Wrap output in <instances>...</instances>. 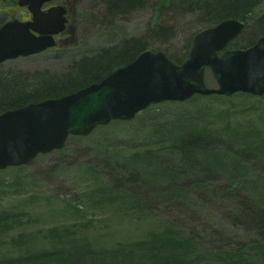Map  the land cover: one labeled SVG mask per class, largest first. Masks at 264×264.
I'll use <instances>...</instances> for the list:
<instances>
[{
    "label": "rangeland",
    "instance_id": "obj_1",
    "mask_svg": "<svg viewBox=\"0 0 264 264\" xmlns=\"http://www.w3.org/2000/svg\"><path fill=\"white\" fill-rule=\"evenodd\" d=\"M112 1L125 7L119 6L123 0ZM14 2L0 0V23ZM77 2L76 39L1 63L0 86L27 85L24 75L43 71L62 75L84 56L130 38L183 53L197 32L211 26L200 12L186 9L196 0H134L114 11L107 0ZM161 25L174 26L173 35L154 42L150 34ZM246 25L232 43L254 39L256 28ZM207 82L216 86L211 71ZM105 128L27 165L0 170V264L37 262L35 253L52 248L66 255L62 264H132V243L168 228L204 251L191 242L163 246L152 253V264L169 261L171 253L169 264H192L183 260L189 251L194 263L264 264V96L163 103ZM161 128L169 132L163 138L156 134ZM197 137L203 140L193 144L197 148L189 154L181 149L184 139ZM148 148L153 151L146 153ZM238 161L245 167L238 172L240 186L230 196L219 194ZM227 242L243 248L213 260L203 255Z\"/></svg>",
    "mask_w": 264,
    "mask_h": 264
},
{
    "label": "water",
    "instance_id": "obj_2",
    "mask_svg": "<svg viewBox=\"0 0 264 264\" xmlns=\"http://www.w3.org/2000/svg\"><path fill=\"white\" fill-rule=\"evenodd\" d=\"M45 1L49 0H19L21 5H31L34 21L11 20L0 27V63L55 46L54 35L65 28L64 10L41 12ZM244 28L242 21L225 19L194 36L189 57L182 63L162 50H145L99 82L3 111L0 170L61 150L71 135L85 137L112 121H131L154 104L185 102L196 95L263 96L264 36L247 48H227ZM208 70L216 86L207 84Z\"/></svg>",
    "mask_w": 264,
    "mask_h": 264
},
{
    "label": "trees",
    "instance_id": "obj_3",
    "mask_svg": "<svg viewBox=\"0 0 264 264\" xmlns=\"http://www.w3.org/2000/svg\"><path fill=\"white\" fill-rule=\"evenodd\" d=\"M180 1L184 2L185 0ZM133 2L134 0H123L119 3V6L124 5L125 7L120 8L116 6V4L112 0H107L109 7H113V11L115 9L128 8L132 5ZM186 9L191 12H200L202 20L207 21L211 25L217 24L218 22L226 18H234L242 20L246 23L248 22L256 28V30L252 32L254 39L250 41L244 40L240 43H231L229 45V48L235 49L249 47L255 43V37H261L264 35V0H196L195 7ZM246 27L247 25L245 26V28ZM173 29L174 26H158L150 34V39L154 42H165L173 35ZM191 45L192 42H190V44H187L184 48L183 53L170 52L168 51V49L156 48L154 45V47H148L146 42L141 38H130L124 40L120 44L105 47L93 55L84 56L79 61L70 65L67 72L62 75H52L49 74L47 71L38 72L33 75H24L28 78L27 85L21 86V84H18L9 88L0 86V113L8 109L27 105L31 102L41 101L45 98L60 97L78 89H81L85 86H88L92 83L99 82L116 69L125 66L135 60L140 53L147 49L163 50L165 53H167L170 59H172L176 63H181L188 58ZM235 95L251 96L249 94L244 93H238ZM213 96L217 98H226L225 96L219 95ZM199 97L202 96H195L191 100L197 99ZM157 105L160 104L152 105L141 113L147 114L149 113L152 107H155ZM180 116L187 118L188 120V114L180 113L178 118L181 119L182 117ZM115 122L128 121L117 120L113 121L112 123ZM105 127L106 126H99L96 130L106 129ZM159 130L160 131L156 133L159 138H163L169 133L167 128H161ZM80 138L83 137L71 136L69 140H78ZM170 139H172V137H170ZM172 142L173 147H175L179 143V141H175V138ZM202 142L203 140L201 137H197V140L194 141H191V138L184 139L181 142V149L183 151H188L187 153L189 154V151H191L195 145H198ZM186 143L188 144L187 146L185 145ZM152 151V148L146 149V153H151ZM114 153L118 154V151L114 150ZM145 160L146 159H141V161L143 162L142 165H144V169H147L148 166ZM240 162L241 161H238L236 162V164L233 165L236 166L234 167V169H232L234 173L232 174V172H230L228 174L226 182L221 183L217 187V192L219 194L230 196L232 194V188L240 186L241 182H238V177H240L238 176V172L245 168ZM3 217L4 219L2 220L10 218V216ZM156 236H160L159 240H154V237ZM156 236H150L147 239L139 240L135 243H132L134 245H137V247L134 248L136 249V251L131 254L134 257L132 264H152L151 259H153L154 256L152 255V253H154L156 249H160L163 246H167L169 250H171L169 246H182L186 248L188 242H191V248L195 247V250H197L198 248L204 251V248L198 245L197 242L195 243L193 241H190L189 239L184 240L177 233L174 234V232L171 231V229L169 228ZM242 248L243 244L234 245L230 242H227V244L225 243L220 245H214L210 249H207V251L204 252L203 255L206 258H212L213 260L216 257H221L227 251H240L242 250ZM195 250L193 252H195ZM35 254L39 255L40 260H37V262L33 263L25 262V264H42L43 260L44 262L47 261L49 264H62L64 257L66 256L62 251L55 248L47 249ZM193 256L194 253H192V251H189L185 254L183 260L187 263L192 264H208V261H206V259H201L194 263L197 257ZM29 257H31V255H27L25 259ZM171 259H173L172 253L171 258L169 259L170 262ZM161 260L162 259L160 258L159 263L157 262L156 264H169V261Z\"/></svg>",
    "mask_w": 264,
    "mask_h": 264
},
{
    "label": "flooded vegetation",
    "instance_id": "obj_4",
    "mask_svg": "<svg viewBox=\"0 0 264 264\" xmlns=\"http://www.w3.org/2000/svg\"><path fill=\"white\" fill-rule=\"evenodd\" d=\"M78 0H49L42 3L40 7L41 12H47L51 8L61 7L64 10V17L66 19L65 28L62 32L55 35L56 45L53 47L57 49L63 44L69 43L76 39V26L78 21L77 2ZM14 7L7 11V19L18 20L20 22H32L34 21V12L31 5H21L19 0H15ZM5 21V22H6ZM38 35L37 32H34Z\"/></svg>",
    "mask_w": 264,
    "mask_h": 264
},
{
    "label": "bare ground",
    "instance_id": "obj_5",
    "mask_svg": "<svg viewBox=\"0 0 264 264\" xmlns=\"http://www.w3.org/2000/svg\"><path fill=\"white\" fill-rule=\"evenodd\" d=\"M242 33H243V32H242ZM242 33H241V34H242ZM241 34H240V35H241ZM240 35H239V36H240ZM263 36H264V35H263ZM261 37H262V36H261ZM236 38H237V37H236ZM236 38H235V39H236ZM259 38H260V37H259ZM259 38H258V39H259ZM252 45H253V44H252ZM249 47H250V46H249ZM246 48H247V47H246ZM184 61H185V60H184ZM181 63H182V62H181ZM60 97H61V96H60Z\"/></svg>",
    "mask_w": 264,
    "mask_h": 264
}]
</instances>
